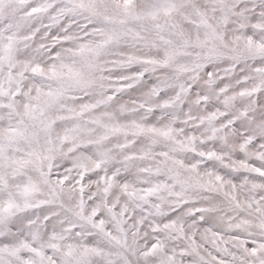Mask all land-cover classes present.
I'll list each match as a JSON object with an SVG mask.
<instances>
[{
    "label": "snow or ice",
    "instance_id": "obj_1",
    "mask_svg": "<svg viewBox=\"0 0 264 264\" xmlns=\"http://www.w3.org/2000/svg\"><path fill=\"white\" fill-rule=\"evenodd\" d=\"M0 264H264V0H0Z\"/></svg>",
    "mask_w": 264,
    "mask_h": 264
}]
</instances>
